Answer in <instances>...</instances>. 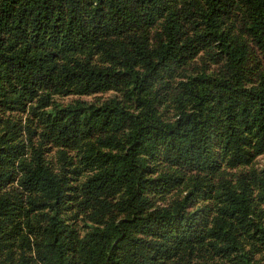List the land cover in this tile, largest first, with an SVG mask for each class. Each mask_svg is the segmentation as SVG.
Returning a JSON list of instances; mask_svg holds the SVG:
<instances>
[{
    "label": "trees",
    "instance_id": "16d2710c",
    "mask_svg": "<svg viewBox=\"0 0 264 264\" xmlns=\"http://www.w3.org/2000/svg\"><path fill=\"white\" fill-rule=\"evenodd\" d=\"M0 264H264V0H0Z\"/></svg>",
    "mask_w": 264,
    "mask_h": 264
},
{
    "label": "rangeland",
    "instance_id": "374dc122",
    "mask_svg": "<svg viewBox=\"0 0 264 264\" xmlns=\"http://www.w3.org/2000/svg\"><path fill=\"white\" fill-rule=\"evenodd\" d=\"M110 94H99L98 96H97V98H105V97H107V96H109ZM73 99H75V98H73V97H64V98H62L60 101L62 102V103H64V104H66V103H69L71 100H73ZM82 100H85V101H92L93 100V98L91 97V96H89V97H82L81 98ZM68 155H70V156H73V153H71V152H69V154ZM262 160L263 159H260V162H262ZM177 196V193H173L172 195H169L168 197H167V201H171L174 197H176Z\"/></svg>",
    "mask_w": 264,
    "mask_h": 264
}]
</instances>
